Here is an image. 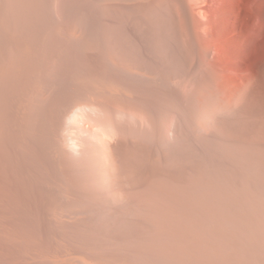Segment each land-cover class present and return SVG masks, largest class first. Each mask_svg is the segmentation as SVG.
<instances>
[{
    "label": "bare ground",
    "instance_id": "obj_1",
    "mask_svg": "<svg viewBox=\"0 0 264 264\" xmlns=\"http://www.w3.org/2000/svg\"><path fill=\"white\" fill-rule=\"evenodd\" d=\"M214 2L0 0V264H264V63Z\"/></svg>",
    "mask_w": 264,
    "mask_h": 264
},
{
    "label": "rangeland",
    "instance_id": "obj_2",
    "mask_svg": "<svg viewBox=\"0 0 264 264\" xmlns=\"http://www.w3.org/2000/svg\"><path fill=\"white\" fill-rule=\"evenodd\" d=\"M214 1H215L214 3L216 4V6L218 4L217 9H216V12L219 13L220 15H222L221 16V21H222V24L224 26L225 32L228 35L226 37V39H225V43H226V46H227V48L225 49V55H226V57L231 61V63L234 65V67L236 69H238V70L244 69V70L250 71V72L251 71L254 72L255 70H258L263 65V63H264V61H263L264 60V16H263L264 15V0H214ZM254 11H255V13H254ZM244 32H245V34H244ZM261 36H262V38H261ZM180 62H179V64L181 65L180 67H181V69H183V70L180 69V71H182L181 73H183V72L187 71V68H185L186 67V64L183 61H180ZM150 63H151V65L149 64L148 66H154L155 65L154 62H150ZM162 63L163 62H161L160 64L162 66L163 65L165 66L163 68H165V69L168 68L164 63L163 64ZM182 63H184V66H183ZM65 65H66V67L68 66L66 63H65ZM64 66L62 68H64V71H65V68L66 67H64ZM175 100L176 99H174V101H173V99L169 98V100L167 99V102H165L166 104H164L161 101V104L159 103L160 104V108L158 107L159 104L156 103L155 104L156 107H158L160 109L159 110L157 108V111H159V113H161V110H164V109L166 110V108L168 107L169 110H171V111L174 110V112L178 108L179 110L183 109L182 111H184L185 114H187V113L191 114V108L190 107L187 108V110H186L184 108L187 107V106H185L182 103H181V106H180L179 105L180 102L177 103ZM168 101H170V102H168ZM261 103L262 102L259 101L256 104V106L254 104H253V106L250 104V109L251 110L248 109L249 108V105L247 106V108H245L242 105L244 108L241 106L240 107V110H239V107H238V112L241 111V112H239V114H251V115L252 114L253 115H256V114H264V111L263 110H257V109H259ZM167 104L169 106H171V107L167 106ZM163 105L164 106L166 105L167 107H165L163 109V107H164ZM262 105L263 104H261V106ZM251 106L253 108H251ZM260 108L263 109V106L260 107ZM233 112L234 111H232L230 113L232 114ZM236 113L237 112H235V114ZM88 124H89V122H88ZM89 125H91V122H90ZM199 145H200V143H199ZM204 146H206V144L205 145H202V147H204ZM197 149H199L198 151H199L200 154H196V153L195 154L196 155H199L198 157H200V158L203 157V154L204 153H202V151H200V150H203V152H204L205 149H200L199 146H198ZM154 150L157 151V149H154ZM193 150H192V152H193ZM160 152H159V156L161 158H160V161H158V163L159 164H162V163L165 164L166 163V160L164 161V159H166L167 157H164L165 154L163 152H161V153ZM205 154H206V152H205ZM142 155H143V153H142ZM204 156L206 157V155H204ZM198 157L196 156L195 158H192V159H194V161H192L191 159L190 160L188 159V161H187L188 162V166H189V164H191V167L189 166V169H186L185 168L186 171H185V169L183 170L184 171L183 172V175H185L184 176L185 177L184 179H187L188 177H189L190 180L193 179V181H192L193 184L195 182H197L198 173L193 172V170L191 171L190 168H192V166H193L192 164L194 163V166L197 168V166H199V162L201 164L202 160L204 162L206 161L204 157H203L204 159L201 158V160L198 161L199 160ZM141 158L143 159L144 165H143V162H142V165H140V166H142V168L145 169L144 170L145 172L146 171L147 172H150V174L146 172L145 173V176H143L144 183H146V181H148V179H149L148 184H151V182H152V184H155L156 177H158L159 174L154 173L151 170V168H150V166H151L150 165L151 164L150 160H148L146 157H145V159H146L145 160L144 159V156H141ZM151 158H155L154 160H152V162L154 161V163L156 162V160H159L158 158H156V156L155 157H152L151 156ZM204 162H202V163H204ZM145 163H147L148 165L145 164ZM139 164H141V162ZM155 164H157V163H155ZM159 166H161V165H159ZM149 169H150V171H149ZM191 172L193 173V175L195 173V175L192 176ZM150 175H151V177H150ZM147 177H150V178H147ZM145 179H146V181H145ZM150 180H151V182H150ZM168 180H169V178H167V182H166L165 179H162V180H159L160 182L158 181V183L159 184H162L161 185L162 187H163V184H164V187H168L170 185V183H171V182H168ZM195 186H198V185H195ZM184 193H185V191H184ZM36 263H38V264H42V263L43 264H49L46 261H38Z\"/></svg>",
    "mask_w": 264,
    "mask_h": 264
},
{
    "label": "clouds",
    "instance_id": "obj_3",
    "mask_svg": "<svg viewBox=\"0 0 264 264\" xmlns=\"http://www.w3.org/2000/svg\"><path fill=\"white\" fill-rule=\"evenodd\" d=\"M5 7H6V5H5Z\"/></svg>",
    "mask_w": 264,
    "mask_h": 264
}]
</instances>
